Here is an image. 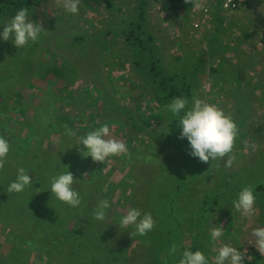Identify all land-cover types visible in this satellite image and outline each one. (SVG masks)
Wrapping results in <instances>:
<instances>
[{"label": "rangeland", "instance_id": "1", "mask_svg": "<svg viewBox=\"0 0 264 264\" xmlns=\"http://www.w3.org/2000/svg\"><path fill=\"white\" fill-rule=\"evenodd\" d=\"M78 7L79 12L74 15L50 0L28 10V19L42 23L46 31L23 48H17L12 37L7 41L0 37V89L5 93L0 98V136L18 153L19 160L12 162L10 153L5 168L0 171V264H91L97 259L91 252L101 254L105 250L104 254H113L120 247L128 260L126 263L112 260L110 264H150L153 251H160L159 258H154L160 264H179L184 250L193 253L200 250L208 264H214L213 258L224 244L241 252L246 249L244 264H264V256L254 247L252 235L254 228L264 227V89L260 90L264 88V68L255 67V62L262 58L259 53L260 57L252 56L254 45L249 46L251 50L243 51L248 54L240 62L235 57L242 53L243 46L238 43L235 48H239L236 50L239 54L236 51L230 54V59L235 58L233 62L228 58L216 59L214 52L196 56L194 49L203 44L202 37L186 30L188 40L187 36L179 39L174 32L181 19L188 20L186 11L180 18L164 23L165 13L158 10L153 0H80ZM191 11L196 17L198 9ZM240 11L243 17L251 16L255 20L249 8ZM255 11L264 19V8L257 7ZM236 15L237 12L229 19ZM220 16L224 18L216 11L211 14L212 19ZM11 20L0 19V33ZM139 24L144 36L138 33ZM130 32L134 36L141 34L144 40L140 55L131 45L140 41L135 37L130 39ZM185 40L182 53L176 51L175 42L179 49ZM261 44L264 37L258 45ZM153 45L157 46L156 55L162 61L158 69H165V75L174 73L190 82L191 87L179 96L188 100L187 108H191L194 97L200 98L222 109L236 123L239 132L232 152L235 156L232 167L224 166L227 158L203 163L192 157L194 161H189L191 149L186 138L179 143L175 136L174 144L165 147L162 138L155 139L145 132L155 128L164 131L166 123L177 126L181 132V126L175 123L180 116L160 110L156 102H151L150 94L145 93L147 86L140 87V82L146 80L135 70L138 67L135 62L142 60L141 66H146L151 60L147 51ZM192 72L196 74L189 78ZM107 95L135 111L138 125L144 130L128 131L108 123V116L115 112L98 118ZM53 114L57 118L50 125ZM105 123L110 127V137L106 138L123 141L128 155L110 156L104 163L94 162L85 156L87 149L80 144L81 139ZM133 136L138 140L133 141ZM63 149L62 163L73 174L72 187L81 198L79 211L73 208L74 212L67 213L65 220L55 226L44 217L26 223L30 228L17 226L22 213L17 212V204L9 207L13 196L7 188L13 178L9 179L4 171H15L21 168L22 161L27 162L24 169L32 182L25 190L36 184L50 188L48 182L54 173L48 167L47 156ZM76 162L79 169L74 166ZM57 169V173H64L62 168ZM98 172L101 176L95 175ZM222 182L225 186H221ZM247 186L253 188L256 197V211L250 219L242 217L233 207L239 192ZM216 189L222 191L218 196ZM15 197L18 203L27 205L19 195ZM101 200H108L111 207L106 210V219L98 221L94 210ZM61 205L66 213L68 205L62 202ZM61 205L49 210L59 214ZM91 206L95 209L91 210ZM163 207L168 210V213L164 211L165 217L158 213ZM129 208L139 209L142 215L151 213L155 221L151 237L142 247L137 240L131 243L134 227L120 228V220ZM24 215L30 218L29 214ZM5 216L11 217L9 223L3 221L7 220ZM67 222L69 228L77 224L85 231L78 237L85 245L79 247V260L69 258L68 262V254L58 255L59 246H63L59 240L68 233ZM106 223L113 227L108 235H104L102 227L92 230V226ZM165 223L176 241L168 242L163 236L157 239L159 231H167ZM40 224L41 230L32 229ZM216 226L222 227L223 234L213 241L210 231ZM110 235H114L111 241ZM173 245L178 248L175 253L170 252ZM64 248L71 249L67 244Z\"/></svg>", "mask_w": 264, "mask_h": 264}, {"label": "clouds", "instance_id": "2", "mask_svg": "<svg viewBox=\"0 0 264 264\" xmlns=\"http://www.w3.org/2000/svg\"><path fill=\"white\" fill-rule=\"evenodd\" d=\"M219 0L210 2L209 0H185L186 3L192 4L198 9L197 16L204 15V10L208 5H212L206 17H208V26L212 20L211 14L215 4ZM221 0L219 3H223ZM58 7L71 14H78L80 0H54ZM248 3L246 7H249ZM244 7V8H246ZM217 8V7H215ZM223 8V7H222ZM194 13V12H193ZM196 15V13H194ZM224 14V13H223ZM201 18H205L204 16ZM190 27V25H188ZM192 32L195 33L191 28ZM46 31L42 23L33 22L28 19V9L21 8L12 20L4 25L3 32L0 37L7 41L13 38V43L17 48L25 47L29 41L35 42L39 38L41 32ZM179 33H182L179 31ZM188 100L185 98H174L170 104L164 106V110L170 111L173 116H180L179 125L181 126L180 136L178 138H186L191 151L189 155L198 158L200 162L208 163L210 160H223L225 167H232L235 156L232 155L235 139L239 129L230 115H226L222 109L214 104L205 102L200 98H193L191 108H187ZM183 115L181 116V113ZM110 137V127L104 124L98 129L89 132L81 139V143L87 151L85 156H90L94 162H105L110 156L128 155L126 144L115 138ZM254 148V146H252ZM10 151L9 142L0 136V171L5 168L7 156ZM31 177L26 170L21 167L17 170L15 181L11 182L7 188L8 193H21L26 187L31 186ZM75 182L73 174L68 170L51 180L50 191L60 202L70 207L76 208L81 204L79 193L73 189ZM255 195L251 186L244 187L238 194L237 200L233 202V207L242 217L251 218L255 214ZM111 207L108 200H101L94 210V218L98 221L106 219V210ZM155 221L151 213H144L137 208H129L120 220V228L128 229L134 227V232L130 235L144 236L152 231ZM223 234L222 227H213L210 236L213 241L218 240ZM252 235L255 237L254 247L264 256V227L254 228ZM178 251L176 245L170 249L171 253ZM244 252L238 251L236 247L224 244L218 249V254L213 258L214 264H244ZM250 259V257H248ZM179 264H208V261L202 251L197 250L195 253L184 250Z\"/></svg>", "mask_w": 264, "mask_h": 264}, {"label": "trees", "instance_id": "3", "mask_svg": "<svg viewBox=\"0 0 264 264\" xmlns=\"http://www.w3.org/2000/svg\"><path fill=\"white\" fill-rule=\"evenodd\" d=\"M153 1H154V4H156L157 7H159L158 10L161 13H165V19L162 20V22H164V23H166L165 21L172 22V21H170L172 18H180V16L182 15L181 13L183 11H186L184 13H185V17H188L187 18L188 20H186V22H182V19H181L180 20L181 24L176 26L175 31H174L175 35L179 39H180V37H184V33H183L184 28L186 26L190 25L194 19L195 14L191 11L192 8H194V6L192 4L186 3L185 0H153ZM220 1L221 0H219L215 4L214 9H215V7H217L218 12L224 13L226 17L236 13L237 11H240L241 9H244V7L247 6V4L244 3L242 6L237 7L236 10L227 11V10L222 8L221 3H219ZM48 2H50V0H0V19H11L15 16V14L21 8H27L28 10H31L33 8L39 7V6L46 4ZM214 9H213V12H214ZM217 9H215V10H217ZM144 15L145 14L142 13V17H144ZM184 19L185 18H183V20ZM178 29H180V31L182 33L177 32ZM137 30H139L138 33L141 32V34L143 36L145 35L141 24L138 25ZM223 31H227V29H219V33L223 32ZM141 34L134 36L133 32L129 33L130 39H134V37H135V39H137L138 41L141 42V43L139 42V44H137L136 42L131 44L132 46H135V49H133V50L137 53V55L141 54L142 50L139 48L143 45L142 43H144V40H143ZM185 36H187L186 40H188V37H190V36H188L187 33L185 34ZM148 39H150V37H148ZM186 40L181 44V47L179 49H178V43L175 42V44H174L175 50L182 53L183 46L185 45ZM128 42H129V40H128ZM156 51H157V46L153 45L152 48L147 51V53H149L147 58L151 59V60L145 63V64H147L146 66H143V65L141 66L142 60H137L135 63L138 65V67L137 68L135 67L136 68L135 70L137 71V73L142 78H144L146 80V81L142 80V82H140V87L142 85H146L147 90L145 91V93L150 94L151 102H156L159 105V108H161L160 110L165 111L164 106L167 104H170L174 98L179 97L180 94L182 93V91L189 89L191 87V85H190V82L185 79V77L181 78V77H179V75H175L174 73H170L169 75H165L164 74L166 72L165 69H164V71L158 69L157 65L162 63V61H161L160 57L156 55L157 54ZM132 53L135 55L134 52H132ZM195 74L196 73L192 72V74L190 75L189 78H193L195 76ZM116 80H117V78L114 77L112 81L115 82ZM145 83H147V84H145ZM2 93L5 96V93L0 89V98L3 96ZM106 98H107L106 99V105L104 106L102 113L97 115L98 118L102 119V118L106 117L109 114V112H115V114L113 116H111V115L108 116L109 117V119L107 121L108 123H110V122L115 123L116 125H120L123 130L127 129L128 131L132 130V129L144 130V128H142L138 125L137 114L135 111H133L131 108H129L127 106H123L122 104H119L117 98H115V97L113 98V97L107 95ZM120 111H122L123 113H121ZM42 112L43 111H41L40 113H42ZM117 112H119L121 115L119 116L117 114ZM167 112H170V111H167ZM54 115L55 114L50 116V121H51L50 125L55 123L54 120L57 117H55ZM182 115L183 114H181V116ZM176 119L177 120L175 123H176V125H178L179 124L178 117H176ZM177 122H178V124H177ZM54 128H55V126H54ZM170 128L172 129V132H170ZM180 131H181V129H180ZM145 132L149 136L151 135L155 139L162 138L161 141L163 142V145L165 147L166 146L170 147L171 145L174 144L173 139L175 136L177 137V138L175 137V139L179 143L182 142V139L178 138L180 136L179 129L177 128V126L175 127L171 123H169V124L166 123L164 131L160 130V132H159V129L155 128L154 130L153 129L147 130ZM126 135H128V134H126ZM132 138H133V141L138 140L137 136H133ZM64 150L65 149H63L61 151H57V152L52 153V154H48V156H47V161L49 162L48 167L53 168V170H52V173H54L53 177H55V174H57V176L59 174H61V173H57V171H59L57 168H62L63 172L67 171L65 164L62 163L64 161V159H62V157L65 155V153L63 152ZM10 153H11L10 159H12V162L19 161L18 160V153H16L14 151V149L10 148L9 154ZM9 154H8V156H9ZM50 157H52L51 160H50ZM187 160L194 161L192 159V156H190V155L187 157ZM20 164L23 166V168L28 166V163L27 162L24 163V161H22ZM21 165H20V167H22ZM74 166L76 169H79L78 162H76ZM17 170L18 169H15V171H12V170L8 169V170H5L4 172L6 174H9V179L13 178V181H15L16 176H17ZM13 174H15V175L13 176ZM111 174H113L112 171L110 172V175ZM95 175L101 176V173L98 172ZM109 176H108V178H106L107 182L111 181V179H109ZM112 177L113 176H111V178ZM229 179H230V177H229ZM224 182H222L221 186H225ZM48 184H51V181L48 182ZM42 185H44V184H42ZM45 185H47V184H45ZM173 185H175L177 187L180 186V184H173ZM36 187H32V189H30V190H24L21 193H12V195H11V196H13V198L11 199V203H10L9 207H12V204H13V206L17 204V206H16L17 212L20 211L22 213V216L19 219L18 224H16L17 226H22L24 228H30L26 223H31L33 219H36L37 221H39V219L42 217H44L45 219L50 221L52 226H55L56 224L63 222V220H65L67 213L79 211L78 207L74 208V211H73V207L67 206L68 210L65 213L64 208H62L61 202L59 200H57L55 198V196L51 193L50 188H47V187L40 188L39 184H36ZM221 193H222L221 190L216 189L215 196H218ZM18 195L20 198H22L24 203H26L27 205H22L16 201L15 196H18ZM170 204H173V203L170 202ZM60 205H61V211L59 214H56L55 212H51L49 210V209H56V206H60ZM92 209H95V208H93V206H91V210ZM164 211L168 213V210H165V207H163V210L159 211L158 213L160 215H162L163 217H165L167 215H165ZM24 213L29 214L30 218L29 217L25 218ZM117 216H119V215H117ZM6 218H7V220L3 219V221L5 223H9L8 220L11 217H6ZM161 219L163 220L164 218H161ZM69 223L70 222L66 223V228L68 231V233L65 234L66 237L63 236V234H62L61 240H59V241H62L63 246H61V247L59 246V248L61 250H59V252H58V255L68 254L66 262H68L69 258L74 259V260L75 259L79 260V256L81 255V249L79 247L85 246L84 242L82 243V241L80 242L78 240V237L80 235H82L83 233H85V231L83 232V230H80L78 228L77 224L74 225L73 223H72L73 224L72 227L69 228L68 227ZM97 226H92L94 228V229L92 228V230L96 231L97 228L102 227L105 230L104 235H108L109 233H111L110 231L113 230L112 224L107 225V223H106L105 225L103 224L101 226H99L97 224ZM163 226H164L165 230H167V231L161 232L158 229L159 233H158L157 239L163 236V237H165V239L168 242L176 241L177 239H176L175 235L167 229L169 227L168 224L165 223V224H163ZM79 227L82 228L83 225L80 224ZM84 227H90V226L84 225ZM161 228L162 227H160V229ZM32 229L35 231H39L42 229V224L35 226ZM149 236L151 237V232H148L144 236L134 234L130 238L131 243L136 242V240H137V241H139V244L142 247L146 243H148ZM91 237H92V235L90 236V242H91L90 248H92L91 246L94 244V242H93L94 238H91ZM113 238H114V235H110V241ZM40 239H41V237L37 238V240H40ZM66 244L68 247L69 246L71 247V249H69L68 251H67V248H64V246ZM103 248L106 249L105 247H103ZM121 249L122 248L120 247V250L118 249L117 251H114L113 254H104L105 250H104V253H101V254L91 252L93 255H95L97 257L96 261H93L91 264H110V262L112 260H115V261L124 260V262L126 263V261L128 260L127 256L125 253H122ZM150 253H151V255L149 256V258L153 259L150 262V264H153V263L160 264V262H157L156 259L154 260V258L157 256L159 258L158 254L160 253V251L159 252L157 251V253H155L154 251L150 252ZM154 261H156V262H154Z\"/></svg>", "mask_w": 264, "mask_h": 264}, {"label": "crops", "instance_id": "4", "mask_svg": "<svg viewBox=\"0 0 264 264\" xmlns=\"http://www.w3.org/2000/svg\"><path fill=\"white\" fill-rule=\"evenodd\" d=\"M209 1L213 2L214 0H209ZM252 1L253 3L246 8L252 10V14H255L254 15L255 20H251L250 19L251 16L245 18L243 17L244 14L240 15L241 12L243 11H237V15L234 18L229 19L230 17H233L235 13L226 17L225 14H223L222 12H218V9L215 8L217 10L214 9V11L224 16V18L220 16L217 19H212L210 25L207 26V28H203L200 32H195L202 37L201 42L203 44L197 46V48L194 49L193 55L209 56L212 52H214L216 54V59L218 60L223 61L225 60V58H228V61L231 60L233 62V60L237 58L238 61L240 62V60L243 59L246 56V54H248L247 52H243V51L251 50L249 46L253 44L256 49L253 50L252 56L255 55L259 56L260 54L262 58L261 61L255 62V67L256 69L259 68L260 70H263L264 54H262L261 52L264 50V44L261 45L258 44L262 39V37H264V19H260V16H262L261 13H258L255 10L257 9V7L264 8V0H252ZM203 16L204 15L200 14V17ZM219 29H227V31H223L219 33ZM186 30H190L192 32L191 28L189 26H186L183 31L184 37H186L185 36L187 32ZM235 30L238 31L234 32ZM219 34H221L222 36H220ZM257 40H259V42H257ZM236 43H238L239 46H243L242 53L240 54L239 51H236L237 49H239V48H235V46L237 45ZM232 51L238 52L237 55L239 54V56L230 59V54H232ZM240 56H242V58ZM251 75L254 74L252 73ZM263 89L264 88H261L260 90ZM239 98L241 99V97ZM234 104L235 101L233 100V105Z\"/></svg>", "mask_w": 264, "mask_h": 264}, {"label": "built area", "instance_id": "5", "mask_svg": "<svg viewBox=\"0 0 264 264\" xmlns=\"http://www.w3.org/2000/svg\"><path fill=\"white\" fill-rule=\"evenodd\" d=\"M252 0H224L222 3L223 9L227 11L236 10L237 7L242 6L244 3L248 4L251 3ZM212 5H208L204 10V19L196 16L194 17L193 21L190 24V28H192L196 32H200L203 28H207L208 26V17H206L210 11ZM180 29L177 30L179 32Z\"/></svg>", "mask_w": 264, "mask_h": 264}]
</instances>
